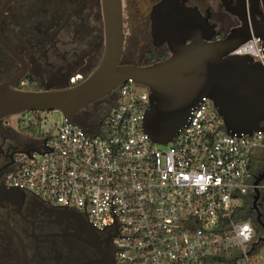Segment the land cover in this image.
Listing matches in <instances>:
<instances>
[{
	"label": "built area",
	"instance_id": "1",
	"mask_svg": "<svg viewBox=\"0 0 264 264\" xmlns=\"http://www.w3.org/2000/svg\"><path fill=\"white\" fill-rule=\"evenodd\" d=\"M231 53L264 67L254 35ZM139 85L113 90L95 125L64 118L44 131L45 117L24 112L25 125L39 116L41 141L19 154L11 184L112 235L120 264H264V130L228 133L204 96L172 141L154 142L143 127L153 90ZM247 201L262 212L240 218Z\"/></svg>",
	"mask_w": 264,
	"mask_h": 264
},
{
	"label": "flooded vegetation",
	"instance_id": "2",
	"mask_svg": "<svg viewBox=\"0 0 264 264\" xmlns=\"http://www.w3.org/2000/svg\"><path fill=\"white\" fill-rule=\"evenodd\" d=\"M163 1L121 0L120 64L147 66L172 54L166 42L157 44L152 32V11ZM168 1L197 11L199 23L213 24L214 39L242 24L247 4L246 0ZM258 7L259 21L262 6ZM105 46L104 0H0V85L23 90L71 87L100 64ZM116 97L117 91H112L73 118L84 117L81 123L87 126L102 123ZM22 114L0 117V264H120L112 235L98 232L78 211L50 205L11 184L19 154L41 141L24 124ZM248 208L250 213L262 212L258 203Z\"/></svg>",
	"mask_w": 264,
	"mask_h": 264
},
{
	"label": "water",
	"instance_id": "3",
	"mask_svg": "<svg viewBox=\"0 0 264 264\" xmlns=\"http://www.w3.org/2000/svg\"><path fill=\"white\" fill-rule=\"evenodd\" d=\"M104 2L105 53L94 71L68 88L23 90L1 84L0 117L60 110L70 122L91 102L133 78L153 90L143 127L154 142L172 141L186 124L190 109L204 96L214 102L228 133L264 130V67L250 55L231 53L252 35L264 44V0H246L242 24L220 39H214L213 24L198 22L197 11L163 1L152 11V32L157 44L166 42L172 54L147 66L120 64L124 45L121 0ZM260 5L258 21L255 10ZM263 177L264 170L255 183ZM258 198L256 191L254 201Z\"/></svg>",
	"mask_w": 264,
	"mask_h": 264
},
{
	"label": "rangeland",
	"instance_id": "4",
	"mask_svg": "<svg viewBox=\"0 0 264 264\" xmlns=\"http://www.w3.org/2000/svg\"><path fill=\"white\" fill-rule=\"evenodd\" d=\"M139 87L141 89L146 88L145 85H139ZM38 114L45 117V126L43 127V130L46 131L48 128L50 130H55L56 128V124H60L63 120H64V115L60 110H41L38 111ZM16 116V115H14ZM84 119V117L79 116L78 118H76V120L78 121H82ZM256 154H258L256 152ZM253 163H256V161H254Z\"/></svg>",
	"mask_w": 264,
	"mask_h": 264
},
{
	"label": "trees",
	"instance_id": "5",
	"mask_svg": "<svg viewBox=\"0 0 264 264\" xmlns=\"http://www.w3.org/2000/svg\"><path fill=\"white\" fill-rule=\"evenodd\" d=\"M29 126H30V128H33L34 133L39 134V127H40L39 116H37L36 122L31 123ZM247 205H248V201L245 203V205H244V207H243V209L241 211L243 216L240 217V218H248L251 215V214H249V212L246 213ZM237 219H239V218H237Z\"/></svg>",
	"mask_w": 264,
	"mask_h": 264
}]
</instances>
